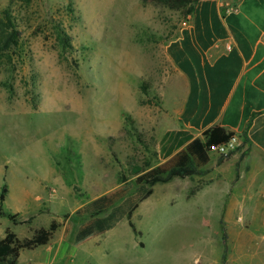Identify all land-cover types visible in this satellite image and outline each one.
Wrapping results in <instances>:
<instances>
[{
	"label": "rangeland",
	"instance_id": "obj_1",
	"mask_svg": "<svg viewBox=\"0 0 264 264\" xmlns=\"http://www.w3.org/2000/svg\"><path fill=\"white\" fill-rule=\"evenodd\" d=\"M5 10L22 46L0 61V189L5 182L4 211L31 223L0 217V239L7 227L23 239L59 223L19 264H264V201L239 229L195 203L200 187L246 172L233 165L240 148L212 153L192 178L156 184L112 231L74 244L88 219L76 210L120 185L133 193L129 159L155 166L159 142L180 125L183 92L165 54L184 23L179 11L144 0H0Z\"/></svg>",
	"mask_w": 264,
	"mask_h": 264
},
{
	"label": "crops",
	"instance_id": "obj_2",
	"mask_svg": "<svg viewBox=\"0 0 264 264\" xmlns=\"http://www.w3.org/2000/svg\"><path fill=\"white\" fill-rule=\"evenodd\" d=\"M229 5L232 10L222 15ZM165 54L174 69L171 85L183 96L176 110L179 127L157 147L159 163L195 138L207 144L238 136L240 142L246 131L249 149L242 159L232 157L246 172L225 179L224 187H200L195 203L224 213L225 228L248 226L264 201V0H199Z\"/></svg>",
	"mask_w": 264,
	"mask_h": 264
},
{
	"label": "trees",
	"instance_id": "obj_3",
	"mask_svg": "<svg viewBox=\"0 0 264 264\" xmlns=\"http://www.w3.org/2000/svg\"><path fill=\"white\" fill-rule=\"evenodd\" d=\"M144 1H151L170 10L179 11L182 21L188 22L199 0ZM228 7L233 8L231 5L223 6L222 15L226 14ZM177 37L178 34L173 39ZM20 41L21 32L18 30L11 14L8 13V10L0 12V61L6 60L11 63L13 55L19 57L22 46ZM249 126L250 123L247 124L246 130ZM249 145L246 131H244L235 150L244 149L245 153L249 149ZM206 146V143L199 138H195L170 159L157 163L150 168H144L136 157H131L128 161V166L130 175L134 177V192L129 194L127 187L120 185L94 199L89 205L76 210V215L87 214L88 219L78 227L74 237V244L80 246L112 231L124 218L130 217L138 205L151 195L152 188L156 184L167 183L173 178L184 179L198 175L201 169L211 161ZM7 195L8 187L4 182L0 189V217L6 218L13 225L30 224L31 218L20 220L17 214L4 211L3 205ZM130 227L136 236L140 235L135 225L131 222ZM58 228L59 223L56 220H52L48 228L32 230L30 237L19 239L16 233L7 227L4 230L3 237L0 239V264H19L22 251L33 250L47 245ZM223 232V239H225V229Z\"/></svg>",
	"mask_w": 264,
	"mask_h": 264
},
{
	"label": "built area",
	"instance_id": "obj_4",
	"mask_svg": "<svg viewBox=\"0 0 264 264\" xmlns=\"http://www.w3.org/2000/svg\"><path fill=\"white\" fill-rule=\"evenodd\" d=\"M232 10L230 7L226 9V12ZM239 144V139L237 136H232L222 142H212L208 143L206 148L209 153H214L220 156H227L232 151L236 149Z\"/></svg>",
	"mask_w": 264,
	"mask_h": 264
}]
</instances>
